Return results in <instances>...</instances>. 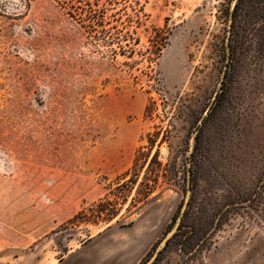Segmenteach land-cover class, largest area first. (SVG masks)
<instances>
[{
  "label": "rangeland",
  "instance_id": "obj_1",
  "mask_svg": "<svg viewBox=\"0 0 264 264\" xmlns=\"http://www.w3.org/2000/svg\"><path fill=\"white\" fill-rule=\"evenodd\" d=\"M232 6L0 0V264H264V68L253 55L201 132L197 245L161 244L184 214L183 159L220 87ZM158 164L174 179L155 181ZM103 198L116 215L91 223Z\"/></svg>",
  "mask_w": 264,
  "mask_h": 264
},
{
  "label": "trees",
  "instance_id": "obj_2",
  "mask_svg": "<svg viewBox=\"0 0 264 264\" xmlns=\"http://www.w3.org/2000/svg\"><path fill=\"white\" fill-rule=\"evenodd\" d=\"M229 3L233 2L231 12L228 14V24L225 32V38L222 40L221 58L223 59V66L221 68V81L218 91L215 93L213 100L207 110L204 118H202L201 127L198 128L194 136V143L191 152L183 159V182L186 190L190 191V199L187 208L184 211L182 220L177 228V231L167 241L166 246L175 241L180 248L191 252L197 245L192 236L198 229L195 222L196 208L193 203V190L198 178V148L201 139V132L203 126L219 114V110L228 107L233 98L237 81L241 79L240 75L243 73V66L245 61L253 55L254 59H261L259 66L264 68V0H227ZM137 160V155L135 161ZM134 161V162H135ZM152 161H150V166ZM135 166V165H133ZM132 166V167H133ZM135 170V167H134ZM138 171V170H137ZM143 181L148 182V173ZM138 174H134L136 177ZM155 181L159 177L167 180H173L174 171L165 172L164 168L158 164L153 172ZM152 191H150L151 193ZM148 196V191L146 192ZM114 199L103 198L94 205L91 214L94 220L91 223L108 222L115 215L116 211L112 208ZM111 207V208H109ZM83 212H79L69 222L78 221L82 217Z\"/></svg>",
  "mask_w": 264,
  "mask_h": 264
},
{
  "label": "water",
  "instance_id": "obj_3",
  "mask_svg": "<svg viewBox=\"0 0 264 264\" xmlns=\"http://www.w3.org/2000/svg\"><path fill=\"white\" fill-rule=\"evenodd\" d=\"M187 191H188V192H187V194H186V198H185V200H184V202H183V206H182V212H184L185 208L187 207L188 200H189V198H190V191H189V190H187ZM177 227H178V225H176L175 228H174L173 230H171V231L169 232V234L165 237V239H164L163 242L161 243L162 246H164V245L167 243L168 239L174 234V232L176 231Z\"/></svg>",
  "mask_w": 264,
  "mask_h": 264
}]
</instances>
